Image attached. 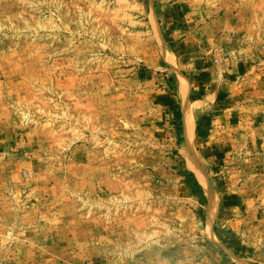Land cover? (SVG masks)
<instances>
[{
  "label": "rangeland",
  "instance_id": "374dc122",
  "mask_svg": "<svg viewBox=\"0 0 264 264\" xmlns=\"http://www.w3.org/2000/svg\"><path fill=\"white\" fill-rule=\"evenodd\" d=\"M0 264H264V0H0Z\"/></svg>",
  "mask_w": 264,
  "mask_h": 264
},
{
  "label": "bare ground",
  "instance_id": "6f19581e",
  "mask_svg": "<svg viewBox=\"0 0 264 264\" xmlns=\"http://www.w3.org/2000/svg\"><path fill=\"white\" fill-rule=\"evenodd\" d=\"M185 136H186V144L189 145V142L190 140H192V136H193V123H192V118L189 112L185 116ZM191 167H192L191 170L197 175V178L202 183L203 180H202L200 169L195 165H191Z\"/></svg>",
  "mask_w": 264,
  "mask_h": 264
}]
</instances>
